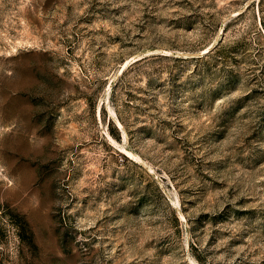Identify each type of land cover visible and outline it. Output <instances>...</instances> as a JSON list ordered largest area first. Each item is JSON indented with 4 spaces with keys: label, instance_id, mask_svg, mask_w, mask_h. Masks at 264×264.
Returning <instances> with one entry per match:
<instances>
[{
    "label": "rangeland",
    "instance_id": "obj_1",
    "mask_svg": "<svg viewBox=\"0 0 264 264\" xmlns=\"http://www.w3.org/2000/svg\"><path fill=\"white\" fill-rule=\"evenodd\" d=\"M0 264H264V0H0Z\"/></svg>",
    "mask_w": 264,
    "mask_h": 264
},
{
    "label": "bare ground",
    "instance_id": "obj_2",
    "mask_svg": "<svg viewBox=\"0 0 264 264\" xmlns=\"http://www.w3.org/2000/svg\"><path fill=\"white\" fill-rule=\"evenodd\" d=\"M140 57V56H139ZM138 57V58H139ZM121 71V70H120ZM112 121L114 122V124L117 126V128L122 132L123 136H125V138H127V133L125 128L123 127L122 123L120 122V120L117 118V116L115 115V113L113 112V116H112ZM128 152V151H127ZM128 154L130 155L131 152H128Z\"/></svg>",
    "mask_w": 264,
    "mask_h": 264
}]
</instances>
